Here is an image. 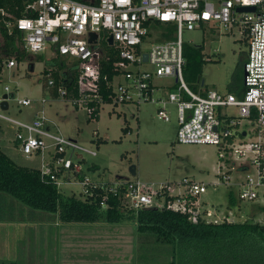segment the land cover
<instances>
[{
  "label": "built area",
  "instance_id": "2783aa9c",
  "mask_svg": "<svg viewBox=\"0 0 264 264\" xmlns=\"http://www.w3.org/2000/svg\"><path fill=\"white\" fill-rule=\"evenodd\" d=\"M241 6L253 10H239ZM25 11L29 15L15 18L0 8V24L8 35H13L16 47L27 53L50 49L55 56L78 61V95L61 85L57 89L59 97L90 116L97 108L92 102L99 107L106 103L99 92L100 82L104 80L113 91V99L107 104L116 107L157 102L158 116L168 121L167 107L174 103L177 141L213 144L220 160L215 179L206 183L184 178V189L175 193H171L168 185L153 192L139 179L94 180L85 169V154L95 156L96 151L58 128L54 131L57 124L44 110L29 120L8 115L12 89L4 84L0 92V119L15 131L19 151L26 158L38 159L43 180L59 189L78 185L83 193L97 187L114 194L124 191L135 208L166 207L187 214L193 221L207 217L199 196L209 187L237 186L239 199L243 201H255L264 195V0H25ZM158 21L172 24L174 37L156 42L149 51H144L143 43ZM207 26L225 30L235 27L244 35L248 50L239 94L211 88L195 91L186 82L183 29ZM91 33L97 34L95 41H90ZM4 44L0 29V82L5 70L18 64L16 54L5 52ZM104 62L117 72L112 79L102 75ZM145 64L152 68H145ZM154 78H174L176 90L155 97L156 87L161 86L154 84ZM54 85L48 74L47 86ZM5 100L7 109L2 107ZM41 101L45 104L47 99ZM18 104L31 105L32 100L20 98ZM165 188L169 198L164 194ZM207 214L213 213L207 211Z\"/></svg>",
  "mask_w": 264,
  "mask_h": 264
},
{
  "label": "rangeland",
  "instance_id": "374dc122",
  "mask_svg": "<svg viewBox=\"0 0 264 264\" xmlns=\"http://www.w3.org/2000/svg\"><path fill=\"white\" fill-rule=\"evenodd\" d=\"M158 37L159 31L153 27L143 43V50L149 51L152 44L160 41ZM182 37L185 44L203 45L206 59L197 86L187 82L190 87L228 92L231 84L240 87L243 85L248 45L238 28L225 30L223 27L211 26L195 29L185 27ZM54 56L50 49L21 55L16 67L5 70L0 82V92L3 85L7 84L12 89L11 93L15 94L14 97L9 95L8 115L29 120L44 110L48 118L57 124L53 126L54 131L58 128L64 135L95 150V156L85 154V169L92 179L113 181L118 176L139 179L153 192L168 185L171 193H175L184 189V178L207 183L217 177L220 160L215 145L184 144L177 141L176 104L168 105L170 120L166 121L157 114V102L146 101L138 106L117 107L101 103L98 118L89 121L84 109L77 108L71 101L56 97L49 89L43 88L47 79L43 71L45 68L49 70L48 62ZM30 62H34L33 71H30ZM144 67L152 68L149 64ZM174 82V78H154V84L162 86L156 87L154 96L163 97L168 91L176 90ZM20 98H29L32 104L19 105ZM42 99H47V102L43 104ZM0 126V144L3 147L12 145L15 131L3 119H0ZM126 126L131 128L127 133L124 132ZM99 137H103L105 141L97 146L96 139ZM11 153L22 164H37V161H33L36 158H26L16 148ZM93 164L97 166L96 170L89 171ZM133 169L136 170L135 175ZM64 188L75 190L78 194L82 190L78 185ZM230 193L238 203L233 208L227 206ZM199 201L208 221L220 222L227 219L242 222L252 219L264 224V212L259 209V205H264V195H260L255 201H243L239 199L237 186L220 185L216 188L209 187L205 193L200 194ZM207 211H212L213 214L208 215ZM139 246L136 224L131 221H0V261H14L17 264H144L143 260L139 261ZM141 246L143 252L151 250L152 255L154 254L153 244L145 243ZM252 251L253 254L242 257L245 261L242 264H264V254ZM159 256L162 254L155 257ZM165 256L163 254L161 258L165 259ZM218 259L216 264H241L232 253L228 254L227 259Z\"/></svg>",
  "mask_w": 264,
  "mask_h": 264
},
{
  "label": "trees",
  "instance_id": "16d2710c",
  "mask_svg": "<svg viewBox=\"0 0 264 264\" xmlns=\"http://www.w3.org/2000/svg\"><path fill=\"white\" fill-rule=\"evenodd\" d=\"M0 8L13 14L15 18L29 15L25 11V0H0ZM152 26L159 31L160 41L174 37V26L169 22L158 21ZM0 29L4 37V51L16 54L17 59H20L21 55L25 56L27 52L16 47L13 35H8L1 24ZM203 49V45L184 44L186 59L184 75L186 82L194 87L202 76L206 61ZM48 66L52 69L45 68L43 72L46 76L51 74L55 85L48 87L46 79L44 89H49L51 94L57 97L58 87L64 85L71 94L78 95L77 60L56 55L48 62ZM116 73L108 62L103 63L102 75L107 74L108 78L112 79ZM241 90L242 86L237 84H231L229 87V91L237 94ZM99 92L106 103H111L113 91L104 80L100 82ZM11 96L14 97L15 94L12 93ZM93 104L97 105V108L88 116L89 121L99 116V104L95 101ZM130 129V126H126L124 132L127 133ZM1 130L0 126V132ZM104 141L103 137H99L96 139V145L99 146ZM18 146L19 141L14 140V147L18 149ZM14 147L7 148L0 144V221L51 222L55 219L61 223L131 221L136 224L137 238L140 242L139 261L143 260L144 264H216L219 257L222 261L228 258L229 253L234 254L237 262L242 264L245 262L242 257L253 254L252 250L264 254V224L252 219L242 222L224 219L219 222L198 218L193 221L187 214L166 207L135 208L129 203L124 191L114 194L97 187L91 188L87 193L80 191L78 194L75 190L59 189L56 184L41 178L38 159L33 160L37 161V164H22L13 158L11 152ZM164 194L167 198L170 197L166 188ZM237 204V200L230 193L228 208H233ZM259 209L264 212V205H259ZM145 243L153 244V255L151 250L142 251L141 245ZM159 254L162 256L165 254L166 258L155 257ZM0 264L17 263L0 261Z\"/></svg>",
  "mask_w": 264,
  "mask_h": 264
},
{
  "label": "water",
  "instance_id": "95a60500",
  "mask_svg": "<svg viewBox=\"0 0 264 264\" xmlns=\"http://www.w3.org/2000/svg\"><path fill=\"white\" fill-rule=\"evenodd\" d=\"M239 10H253V7H245V6H241V7H239ZM96 37H97V34L96 33H91L90 34V41H95V39H96ZM109 42L112 44L113 43V39H112V37L110 38V40H109ZM197 46H201V45H197ZM147 58V54H145V59ZM30 68H31V71H33L34 70V63L32 62L31 63V66H30ZM4 97L5 98H7V95H4ZM2 107H3V109H7L8 108V102L5 100V101H3L2 102ZM245 133H243V135H244ZM95 170V169H94ZM136 174V170L135 169H133V175H135ZM121 178V177H120Z\"/></svg>",
  "mask_w": 264,
  "mask_h": 264
},
{
  "label": "crops",
  "instance_id": "0c3cea01",
  "mask_svg": "<svg viewBox=\"0 0 264 264\" xmlns=\"http://www.w3.org/2000/svg\"><path fill=\"white\" fill-rule=\"evenodd\" d=\"M245 58H246V56H245ZM158 86H161V85H158ZM162 87V86H161ZM165 87H168L167 85H165ZM207 89H210V88H205V87H201V88H199V89H197L196 91H200V92H205V90H207ZM13 143H12V145H8V146H6L7 148H9V147H11V148H13L14 147V140L12 141ZM18 151H19V149H17ZM20 152V151H19ZM96 168H97V166L96 165H92L91 167H89V171H95L96 170ZM95 169V170H94ZM118 178H120V176H118ZM117 178V179H118ZM110 181V180H109ZM43 222H47V223H49L48 221H43ZM52 222V221H51ZM123 231V230H122Z\"/></svg>",
  "mask_w": 264,
  "mask_h": 264
}]
</instances>
